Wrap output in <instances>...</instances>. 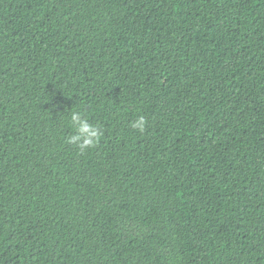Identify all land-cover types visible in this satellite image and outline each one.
<instances>
[{"label":"trees","instance_id":"1","mask_svg":"<svg viewBox=\"0 0 264 264\" xmlns=\"http://www.w3.org/2000/svg\"><path fill=\"white\" fill-rule=\"evenodd\" d=\"M0 264H264V0H0Z\"/></svg>","mask_w":264,"mask_h":264},{"label":"clouds","instance_id":"2","mask_svg":"<svg viewBox=\"0 0 264 264\" xmlns=\"http://www.w3.org/2000/svg\"><path fill=\"white\" fill-rule=\"evenodd\" d=\"M70 126L74 130V134L68 137V143L76 146L80 152H84L94 147L100 140L102 132L101 129L90 123L87 119L82 118V114L78 111H72L70 114ZM144 116H139L131 127L144 131L146 126Z\"/></svg>","mask_w":264,"mask_h":264}]
</instances>
